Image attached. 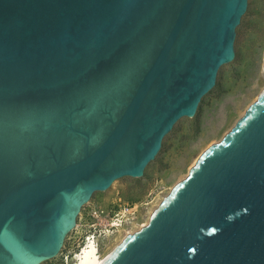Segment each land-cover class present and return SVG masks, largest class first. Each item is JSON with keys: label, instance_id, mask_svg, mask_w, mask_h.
Segmentation results:
<instances>
[{"label": "water", "instance_id": "95a60500", "mask_svg": "<svg viewBox=\"0 0 264 264\" xmlns=\"http://www.w3.org/2000/svg\"><path fill=\"white\" fill-rule=\"evenodd\" d=\"M249 1L0 0V264L52 257L81 202L144 176ZM106 264H264V97Z\"/></svg>", "mask_w": 264, "mask_h": 264}, {"label": "rangeland", "instance_id": "374dc122", "mask_svg": "<svg viewBox=\"0 0 264 264\" xmlns=\"http://www.w3.org/2000/svg\"><path fill=\"white\" fill-rule=\"evenodd\" d=\"M236 32V57L221 68L216 86L203 98L197 114L192 118L181 119L174 126L143 177L122 178L114 183L115 187L113 184L107 191L92 196V201L84 207L81 234L73 231L69 235L70 239L62 250L63 255L71 256L77 252L84 244V237L89 234H96L103 250L105 247L100 237L105 228L92 229V211H105L107 220L103 221H109L125 209H134L137 203L160 200L176 183L189 176L190 168L202 151L209 144L219 142L241 118L245 109L258 99L257 95L264 88V76L259 75L264 65V0L249 1L248 10ZM242 97L244 100L237 114L227 117L223 125L215 126L221 114L230 112ZM148 215L147 207H142L130 217L131 222L138 228L148 219ZM78 219L80 221L81 217ZM44 264H64L63 257L59 256Z\"/></svg>", "mask_w": 264, "mask_h": 264}, {"label": "bare ground", "instance_id": "6f19581e", "mask_svg": "<svg viewBox=\"0 0 264 264\" xmlns=\"http://www.w3.org/2000/svg\"><path fill=\"white\" fill-rule=\"evenodd\" d=\"M263 59H264V53H263ZM259 75L260 77L264 76V65ZM257 96H258V99L254 101L253 103H251L249 107L245 109V111L241 115V118H239L236 121L235 125L231 128L229 132H231L235 127H237V129L241 127V125L247 119V117L252 112V110L256 108L258 103L264 97V88L259 92ZM240 99L241 100L238 103V105L233 107L230 112L228 111V112H224L223 114H221V116L219 117V120L215 123V126L223 125L226 122L227 117L230 118L231 116H234L235 114H237L236 111L238 110L239 106L243 102L244 97ZM229 132L227 134H229ZM225 136L219 142H213L209 144V146H207L205 150L202 151V153L199 155L197 160L194 162V165L190 168L189 175L191 174L192 170H194L197 167L199 162H201L202 160H205L207 156H209L211 153L215 151V148L222 142ZM183 181H179L178 183H176L166 195L160 198V200L155 199L154 201L148 202V203H146L145 201H144L145 203H137L135 204L134 209L132 210L125 209L124 211L122 210L123 212H121L118 216L116 215L111 220L102 221L104 228H105V230L102 233L103 235L100 237L103 239V245L105 247L103 250L101 249L100 241L98 240L96 234L95 235L91 234L89 238H87L88 235L84 237V244L80 247V249L77 252L73 253L71 256L68 254L63 255L62 250L65 246L66 241L70 239V238L68 239L69 235L73 231L74 232L78 231V234H81V232L79 231L81 229V224L83 222V216H84V211H85L84 207L87 204H89L90 201H92V198L88 196L86 200L81 202L79 209L75 213L74 223L66 231L62 244L59 250L57 251V253L53 255L52 257L43 259L38 264H44L46 261L57 259L59 256L63 257L64 264H106L121 248L124 247V245L132 237L140 233L143 229H145L149 225L153 217H155L157 213L167 204V202L176 194V192L179 189V185ZM115 186L116 184H114V187ZM142 207H147L149 215H148V219L137 228L135 226V223L131 222L132 218L130 217L138 213L142 209ZM79 216L81 217L80 221L78 219Z\"/></svg>", "mask_w": 264, "mask_h": 264}, {"label": "built area", "instance_id": "2783aa9c", "mask_svg": "<svg viewBox=\"0 0 264 264\" xmlns=\"http://www.w3.org/2000/svg\"><path fill=\"white\" fill-rule=\"evenodd\" d=\"M92 212H93L92 219H93L94 223L91 225V227H92V229H95V231H96V230L104 227L102 221H103V219H106V217H104L105 211L96 210V211H92ZM90 235L91 234H89L87 238H89Z\"/></svg>", "mask_w": 264, "mask_h": 264}]
</instances>
